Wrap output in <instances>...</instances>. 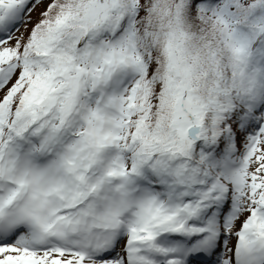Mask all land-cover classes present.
Segmentation results:
<instances>
[{"label":"snow or ice","instance_id":"1","mask_svg":"<svg viewBox=\"0 0 264 264\" xmlns=\"http://www.w3.org/2000/svg\"><path fill=\"white\" fill-rule=\"evenodd\" d=\"M0 264H264V0H0Z\"/></svg>","mask_w":264,"mask_h":264}]
</instances>
